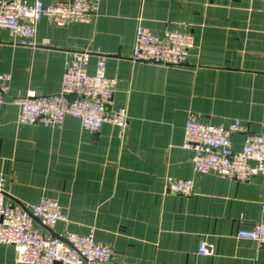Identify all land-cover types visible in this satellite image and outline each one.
Wrapping results in <instances>:
<instances>
[{"label": "crops", "instance_id": "0c3cea01", "mask_svg": "<svg viewBox=\"0 0 264 264\" xmlns=\"http://www.w3.org/2000/svg\"><path fill=\"white\" fill-rule=\"evenodd\" d=\"M138 25L189 33L186 60H131ZM79 50L90 53L89 72L103 57L116 82L110 108L126 109L127 126L103 123L92 132L68 115L52 125L18 121L9 98L27 89L58 92L64 66ZM0 75L8 76L0 105L7 203L56 200L64 218L49 227L57 235L91 230L114 253L102 264H264V247L236 236L264 219V178L194 171L192 151L182 146L191 114L203 123L237 120L262 131L263 0H96L87 20L57 26L42 18L31 45L0 29ZM242 145L243 135L233 134L232 148ZM166 176L191 179L192 192L167 191ZM16 258L12 245L0 244V264H23Z\"/></svg>", "mask_w": 264, "mask_h": 264}, {"label": "built area", "instance_id": "2783aa9c", "mask_svg": "<svg viewBox=\"0 0 264 264\" xmlns=\"http://www.w3.org/2000/svg\"><path fill=\"white\" fill-rule=\"evenodd\" d=\"M96 0H69L44 4L40 0L23 3L19 0H0V29L9 31L20 44H33L36 24L45 18L50 24L61 26L72 21L89 19L91 5ZM264 2V0H263ZM192 40L189 33L172 27L154 32L138 25L134 34L131 60L155 64L179 65L186 60ZM90 53L73 51L64 66L61 88L56 93L39 94L27 89L23 95L9 98L19 109L18 121L40 122L45 125L60 123L65 116L77 118L80 124L96 132L103 123L120 128L127 126L124 107L110 108L115 89V79L105 73L104 59L99 56L93 72L88 70ZM0 75V105L6 102L5 80ZM243 135L240 150L232 148L233 134ZM182 146L192 151L194 171L214 172L236 180L253 176L264 178V127L260 132H250L235 120L228 124H208L189 115L183 132ZM3 178H0V244H10L17 253L16 260L23 264H102L114 259L106 245L95 242L93 232L84 234L66 232L53 236L33 220L36 216L48 226L63 219L58 202L42 197L28 206L7 203L3 195ZM167 191L190 194L193 181L189 178L166 176ZM238 238L264 247V219L251 228L239 229ZM200 253L206 252L201 242Z\"/></svg>", "mask_w": 264, "mask_h": 264}, {"label": "water", "instance_id": "95a60500", "mask_svg": "<svg viewBox=\"0 0 264 264\" xmlns=\"http://www.w3.org/2000/svg\"><path fill=\"white\" fill-rule=\"evenodd\" d=\"M32 218H33V220H34L35 222H37L40 226H42L46 231H48L49 233H51L53 236H55V237H59V238H60V236L57 235L56 233H54V232L52 231V229H51L48 225H46V224H44L43 222H41V220H40L39 218H37L36 216H32Z\"/></svg>", "mask_w": 264, "mask_h": 264}]
</instances>
